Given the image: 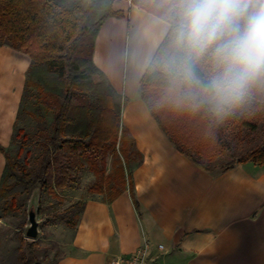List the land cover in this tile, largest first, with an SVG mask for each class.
Wrapping results in <instances>:
<instances>
[{
  "label": "trees",
  "instance_id": "16d2710c",
  "mask_svg": "<svg viewBox=\"0 0 264 264\" xmlns=\"http://www.w3.org/2000/svg\"><path fill=\"white\" fill-rule=\"evenodd\" d=\"M115 1L111 0L99 17V0H0V46L29 57L24 94L35 82L36 99L52 115L48 122L40 113L21 110L20 105L14 127L19 142L15 156L0 145L6 158L0 183L5 215L17 210L36 190L58 198L59 191L70 188L76 171L89 166L100 178L89 188L90 193L103 194L108 189L113 199L129 184L139 209L131 172L127 175L120 167L107 174V154L121 155L127 165L132 156L141 155L121 128L123 99L93 61L98 30L110 17L124 16L114 10ZM128 1L167 23L160 0ZM166 88V81L151 62L141 81V98L175 148L207 171L215 170L213 163L227 154L234 157L228 133L231 128L264 131V87L254 88L240 107L222 116L179 101ZM24 113L38 122L34 132L18 127ZM37 147L41 152L34 158ZM247 162L264 165V140L220 170ZM79 207L82 213L84 203L78 202L53 218L76 226L81 214L76 224L72 214ZM18 250L20 264H38L37 241L22 237Z\"/></svg>",
  "mask_w": 264,
  "mask_h": 264
},
{
  "label": "crops",
  "instance_id": "0c3cea01",
  "mask_svg": "<svg viewBox=\"0 0 264 264\" xmlns=\"http://www.w3.org/2000/svg\"><path fill=\"white\" fill-rule=\"evenodd\" d=\"M113 8L124 16L110 17L98 30L93 61L123 99L121 128L141 155L125 163L139 209L129 184L113 199L93 194L57 264H111L145 242L155 264H264V165L207 171L175 148L141 98L142 78L168 34L167 23L128 0L115 1ZM29 67L28 56L0 46L4 148ZM5 166L0 151V183Z\"/></svg>",
  "mask_w": 264,
  "mask_h": 264
},
{
  "label": "clouds",
  "instance_id": "9594fccd",
  "mask_svg": "<svg viewBox=\"0 0 264 264\" xmlns=\"http://www.w3.org/2000/svg\"><path fill=\"white\" fill-rule=\"evenodd\" d=\"M168 37L152 58L179 101L222 116L264 87V0H160Z\"/></svg>",
  "mask_w": 264,
  "mask_h": 264
},
{
  "label": "rangeland",
  "instance_id": "374dc122",
  "mask_svg": "<svg viewBox=\"0 0 264 264\" xmlns=\"http://www.w3.org/2000/svg\"><path fill=\"white\" fill-rule=\"evenodd\" d=\"M111 0H99L100 9L97 16L104 14L109 7ZM117 1V0H116ZM21 53V52H20ZM23 54V53H21ZM25 55V54H23ZM27 74L25 78L24 89L26 85ZM36 84H30L28 92L22 94L21 110H26L27 113H40L48 122L51 121L52 115L44 106L36 99ZM23 95L24 99H23ZM20 107V106H19ZM19 110V109H18ZM24 119L19 121L18 127L24 128L27 132H34L38 122L29 114H23ZM233 132V134H231ZM230 143L234 157L238 158L242 154L249 151L252 147L260 144L264 140V131L258 130L251 133L248 130L238 131L231 128ZM15 130L13 136L5 149L7 152L15 156L17 145L19 142L15 140ZM15 140V141H14ZM119 146V145H118ZM41 152L40 147L34 149L33 157L36 158ZM229 154L222 159L213 163L214 168H220L223 164L234 159ZM123 167L131 171V167H126L125 161L121 155L114 156L112 153L106 156L107 174L114 173L117 168ZM100 181V178L88 167L80 168L76 171L74 182L70 188L59 191L58 198L42 193L40 190L34 191L15 211L4 214L0 204V264H20V239L27 237V231L31 226L30 215L34 213L39 224L38 237L35 241L40 245V250L37 253L38 264H57L65 253V249L70 244L75 226H69L61 220H55L53 217L56 214L62 213L65 209L78 202L83 205L84 201L93 194L89 192V188ZM111 192L107 189L105 198H109ZM81 214V207L77 208L72 214L74 224L77 223ZM31 240V239H30Z\"/></svg>",
  "mask_w": 264,
  "mask_h": 264
},
{
  "label": "built area",
  "instance_id": "2783aa9c",
  "mask_svg": "<svg viewBox=\"0 0 264 264\" xmlns=\"http://www.w3.org/2000/svg\"><path fill=\"white\" fill-rule=\"evenodd\" d=\"M159 250H164V245L158 246ZM111 264H155L152 259V246L149 242H145L133 254L123 257H116Z\"/></svg>",
  "mask_w": 264,
  "mask_h": 264
},
{
  "label": "water",
  "instance_id": "95a60500",
  "mask_svg": "<svg viewBox=\"0 0 264 264\" xmlns=\"http://www.w3.org/2000/svg\"><path fill=\"white\" fill-rule=\"evenodd\" d=\"M30 223H31V226L27 231V237L31 240H36L38 237L39 224L36 220V215L34 213H31L30 215Z\"/></svg>",
  "mask_w": 264,
  "mask_h": 264
}]
</instances>
